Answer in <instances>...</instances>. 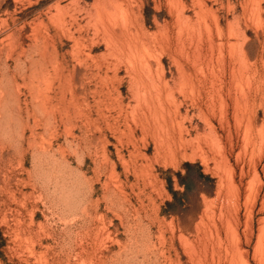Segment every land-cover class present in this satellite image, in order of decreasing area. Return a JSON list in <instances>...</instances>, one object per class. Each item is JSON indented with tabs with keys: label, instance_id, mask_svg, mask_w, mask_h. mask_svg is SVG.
<instances>
[{
	"label": "rangeland",
	"instance_id": "obj_1",
	"mask_svg": "<svg viewBox=\"0 0 264 264\" xmlns=\"http://www.w3.org/2000/svg\"><path fill=\"white\" fill-rule=\"evenodd\" d=\"M111 1L0 0V79L13 85L12 98L0 107V264H88L82 258L98 247V239H102L98 264H196L200 252L204 264H235L240 259L246 264H264V244L259 243V236L264 235V0H120L134 13L135 19L131 17L129 22L140 24L128 22L132 36L138 38L136 42L132 37L131 42L147 44L146 53L151 55L144 51L143 59L148 56V62L156 66H151L156 69L153 72L158 71L170 83L180 77L182 68L203 79L194 91L182 89L180 94L176 90L175 97L181 100L176 99L178 106L163 97L173 107L166 105V111L175 116L170 128L178 137L176 144L165 148L166 153L151 137L156 126L141 125L147 111L145 106V111L141 108L144 104L136 110L143 112L139 115L133 109L137 96L133 100L129 85L136 71L132 63L139 61L136 66L140 69L142 58L136 56L135 61L130 56L128 50L135 45H129L127 38L123 40L128 42L119 40L113 46L102 31L99 16L104 12L100 11ZM180 37L183 51L178 49ZM194 40H199L204 71L198 70L187 53ZM237 40L245 44L251 58L249 110H243L249 111L247 117L240 114V107L239 114L233 115L235 90L231 96L227 92L233 77L230 65L237 60V55L229 53L230 44ZM120 41L125 42L124 48ZM42 42L45 48L49 44L46 50ZM44 50L51 54L45 60L39 52ZM54 61L62 71L53 82L57 94L51 92L58 104L55 124L37 109L35 90L30 86L41 81L42 68L53 74ZM69 69L72 74H65ZM113 72L122 82L110 78ZM113 87L119 90L109 92ZM222 94L229 97L228 110L233 111L226 115L219 110ZM178 109L182 117L175 114ZM201 110L215 118L212 122L220 134L232 135L235 145L231 154L227 152L228 161L211 143L210 127ZM126 114L137 115L141 121ZM239 115L241 121L236 119ZM249 115L252 137L245 143L242 137ZM126 126L133 130L130 137ZM178 135L185 139L181 142ZM103 152L108 159L101 156ZM112 167L115 174L110 178ZM107 186L110 192H106ZM116 187L123 196L118 201L112 193ZM97 229H101L100 237H96ZM191 246L199 250L198 255L189 254Z\"/></svg>",
	"mask_w": 264,
	"mask_h": 264
},
{
	"label": "bare ground",
	"instance_id": "obj_2",
	"mask_svg": "<svg viewBox=\"0 0 264 264\" xmlns=\"http://www.w3.org/2000/svg\"><path fill=\"white\" fill-rule=\"evenodd\" d=\"M111 1V0H110ZM178 4V3H177ZM181 5H179V6H184V5H182V3H180ZM105 5H103L102 7H104ZM128 6V5H127ZM127 6H124V4L123 3H121V1L120 0H113V1H111V3L109 2L108 3V5H106L105 6V8H103V10H101L100 12H104V14H100V16H99V22L101 23V27L102 28H104V30L102 29V31H104V35H105V38L111 43V44H113V46H114V44L115 45H117V43H118V41L119 40H121V41H125V40H123L124 38H127L128 40H129V45H131V46H133V45H135V44H133L132 45V42H131V40H133V39H131L133 36H134V34H133V36H132V33L133 32H131V30H133V29H129L128 27H129V25H128V22H129V20H130V18L131 17H133L132 15L134 14V13H132V11H130V9H129V7L130 6H128V8H127ZM102 7H100L99 9H98V11L102 8ZM204 7H205V5H204ZM203 8V7H202ZM204 9V8H203ZM203 9H201V10H203ZM206 9V8H205ZM134 10V9H133ZM135 11V10H134ZM99 15V14H98ZM140 17V16H139ZM138 17V18H139ZM215 17V16H214ZM134 19H135V17H133ZM133 18H131L132 20H133ZM204 18V17H203ZM57 19V18H56ZM204 19H206V18H204ZM60 21V20H59ZM205 21V20H204ZM98 22V23H99ZM136 21H131V22H129L130 24L131 23H133V25H135L136 23H135ZM143 22V21H142ZM58 23H60V22H58ZM57 23V24H58ZM135 23V24H134ZM202 23V22H201ZM216 24H217V22H216ZM215 24V25H216ZM99 25V24H98ZM138 25H140L139 24V22L137 23V26ZM218 25V24H217ZM136 26V25H135ZM141 26H142V24H141ZM194 26V25H193ZM208 26V25H207ZM219 26V25H218ZM130 27H131V25H130ZM143 27V26H142ZM210 27V26H209ZM209 27H208V30H209ZM217 27V26H216ZM36 28V27H35ZM119 28V29H118ZM139 28V27H138ZM189 28V27H188ZM188 28H185V29H188ZM191 28V27H190ZM189 28V29H190ZM193 28V27H192ZM211 28V27H210ZM218 28V27H217ZM219 28H221V27H219ZM218 28V29H219ZM212 29V28H211ZM239 29V28H238ZM237 29V31H239ZM118 30V31H117ZM142 30V29H141ZM144 30V29H143ZM212 31V30H211ZM135 32V31H134ZM180 32V31H179ZM201 32V31H200ZM183 33V32H182ZM186 33H187V31H186ZM237 33V32H236ZM136 34V33H135ZM199 34H201V33H199ZM238 34V33H237ZM243 34H244V32H243ZM208 35H209V33H208ZM239 35H240V33H239ZM242 35V34H241ZM202 36V35H201ZM213 36V35H212ZM197 37V36H196ZM200 37V36H199ZM215 36H213V38H214ZM238 37V36H237ZM237 37L235 38V39H237ZM244 37V36H243ZM134 38V40H136V38L135 37H133ZM176 38H178V37H176ZM198 38V37H197ZM240 38V37H239ZM239 38H238V40H239ZM207 39H208V37H207ZM242 39V38H241ZM137 40H138V38H137ZM137 40H136V42H137ZM192 40V39H191ZM201 40V39H200ZM211 40V39H210ZM228 40V39H227ZM235 41V42H231V46H230V50H229V53L231 54V55H237L236 57H237V60L236 61H234V62H232L231 63V65H230V67H231V73L233 74V77H232V80L231 81H229L228 83L230 84V86H229V88L227 89V90H229V91H227L229 94H230V96L232 95V90H235L234 92H235V95H234V97L231 99V97H230V99H231V101L233 100V102L232 103H234V106H235V111H234V113L235 114H233V115H238V114H236V112H238L237 110L239 109V107L240 108H242V111L244 110V109H247V110H249L248 108H247V106H249L248 105V101H249V97H248V92H250V91H248L247 92V90H250V79L251 78H249V76H250V74H249V70H250V66H249V59H251V58H249V55H248V53L246 52V50H245V48H244V46H245V44L243 45V43H241V42H239V41ZM243 40H245V39H243ZM242 40V41H243ZM48 41V40H47ZM120 41V42H121ZM127 41V40H126ZM189 41V40H188ZM195 42H194V46L192 47V49H191V51H189V50H187L188 52L187 53H189V55L190 56H192V58H193V60H194V64L198 67V70L199 69H201L202 70V68H203V66H204V64H205V60H204V56H203V58H201L202 57V53H201V49H200V44H199V40H194ZM128 42V41H127ZM134 43H135V41H133ZM190 42V41H189ZM211 42V41H210ZM122 43H125V42H121L120 44H122ZM142 43V42H141ZM138 44V45H141V46H137V45H135L134 47H132V50H130V48H129V52L131 51V55L130 56H132V57H135L134 58V60L136 59V58H139V57H136V56H140V58H142L141 60H140V66H141V68L140 69H138L137 68V66H136V63L138 64V62L136 61V63H132L133 64V66L136 68V71H134V69L132 70L131 68V70L132 71H134L133 73L132 72H130L129 71V74H131V80H130V83L131 84H129V85H131L130 86V88H131V94L132 95H134V99L133 100H135V96H137V103H136V101H134L135 102V106H134V110H135V112L137 113V109L142 105V104H144L143 105V107L141 106V108L143 109L144 108V106H145V108H146V112H142L143 113V120H144V124H142L141 123V125L143 126V125H145V124H148V125H146V126H148V128L150 129V127L149 126H151V127H154V126H156V128H154V130H156V132L155 133H153V134H151V135H154V136H151V137H153V138H155V140L157 141V142H159L158 144H157V146L159 147V144H161V146H162V148H164V152H165V148L167 147V148H169V147H171L172 145H173V143H175L176 141H177V139H178V137L176 136L177 134H174L173 132H172V130H171V128L170 127H172L171 126V123H172V120H174V118L173 117H175V116H173V115H170L171 113H169V112H171V111H166L167 109V107H166V105L168 104H166V102L167 101H164L165 99H163V97H165L166 98V100H168V102H170L169 104H172V102L176 105V106H178V102H176V99H178V96H177V98L175 97V92H176V90H177V93H178V91H179V93L181 94V90L183 89V91L186 89H190L191 91H194V90H196V88H197V86H198V88H199V85L201 84L200 83V81L202 80L203 81V79H201V77L200 78H197V77H199V75L198 76H196V77H194L193 76V74L192 73H190V71L188 72H186L185 70H184V68H182V66L184 65V64H182V66H178V68H182L181 70H178V71H181V74H180V72H179V74H180V77L178 78V79H176V80H174L173 81V83H170L171 82V80H170V82L166 79V78H164L163 77V75L161 76L160 74H158L156 71H154V72H156L158 75H156V73L154 74V72H153V70H152V68L154 67H156V66H153V65H151L152 63H150V62H148V56H150V55H148L147 53H146V48H148V46L147 47H145L144 45H147V44H145V43H143V44ZM180 43V44H179ZM200 43H201V41H200ZM227 43V42H226ZM109 44V43H108ZM128 43H126V45H127ZM178 44H179V48L178 49H181V51H183L185 48V46H184V43H183V39H181V37L179 38V42H178ZM192 44V43H191ZM209 44V43H208ZM126 45H124V46H126ZM204 45V44H203ZM212 45V44H211ZM210 45V46H211ZM216 45V44H215ZM40 46H41V44H40ZM39 46V48H41L42 46H43V49H45L46 50V48H47V46H49V44H46V48H45V46L43 45V42H42V46L40 47ZM221 46V45H220ZM38 47V46H37ZM119 47V46H118ZM122 47H123V44H122ZM129 47V46H128ZM127 47V48H128ZM141 47V48H140ZM178 47V46H177ZM204 47V46H203ZM213 47V46H212ZM227 47V46H226ZM228 47H229V45H228ZM111 48V47H110ZM115 48V47H114ZM117 48V47H116ZM115 48V49H116ZM124 48V47H123ZM219 48V47H218ZM223 48V47H222ZM114 49V50H115ZM118 49V48H117ZM116 49V50H117ZM146 49V50H145ZM150 49H151V47H150ZM209 49V48H208ZM38 50V49H37ZM40 50V49H39ZM45 50H44V52H45ZM124 50V49H123ZM210 50H212V48L210 49ZM220 50V49H219ZM219 50H218V52H219ZM222 50V49H221ZM228 50V49H227ZM119 51V50H118ZM120 51H122V50H120ZM128 51H125V53H126V55H127V52ZM144 51H145V53H146V55H148L147 56V58H144V59H147V60H144L143 59V57H145L144 56ZM153 51V50H152ZM156 51V50H155ZM178 51V50H177ZM39 52H41V54L40 53H38V54H40V55H42L43 56V58H44V56H47L48 58H49V54L48 55H46V52L44 53L43 51H39ZM123 52V51H122ZM217 52V53H218ZM221 52V51H220ZM182 53H184V52H182ZM206 53H208V52H206ZM205 53V54H206ZM212 53V52H211ZM45 54V55H44ZM121 54V53H120ZM221 54L222 55H224V53H222L221 52ZM220 54V55H221ZM122 55V54H121ZM153 55V54H152ZM208 55V54H207ZM211 55V54H210ZM227 55V54H226ZM38 56V55H37ZM50 56H51V54H50ZM178 56V55H177ZM212 56V55H211ZM219 56V55H218ZM55 57V56H54ZM53 57V58H54ZM127 57H129V54L127 55ZM126 57V58H127ZM132 57H130V58H132ZM209 57V56H208ZM207 57V58H208ZM227 57V56H226ZM41 58V57H40ZM46 58V57H45ZM45 58H44V60H45ZM129 58V59H130ZM176 58V57H175ZM182 58V57H181ZM217 58V57H216ZM223 58V57H222ZM233 58H234V56H233ZM128 59V58H127ZM174 59V58H173ZM231 59V58H230ZM235 59V58H234ZM39 60V59H38ZM37 60V61H38ZM47 60V59H46ZM134 60H132V61H134ZM139 60V59H138ZM210 60V59H209ZM42 61H43V59H42ZM130 61V60H129ZM134 61V62H135ZM150 61V60H149ZM160 61V60H159ZM175 61V60H174ZM207 61V60H206ZM213 61V60H212ZM216 61H217V59H216ZM41 62V61H40ZM55 62V65L53 66V74L51 73V71L48 69V70H45L44 68H42V71L40 72V74H43L41 77V81H40V79L38 80V81H40L39 83H38V85L36 84H34V85H30L34 90H35V94L33 95V98H34V100L37 102V109H39L40 111H41V113L44 115L43 117H44V119H45V117H47V121H50L51 119L53 120H51V122H54V124H55V119H56V111H55V109H57L58 107V104L57 103H55L54 102V98L56 97H53V95L51 94V92H55V94H57V92L55 91L56 89H58L57 88V86H55V81L57 80V78L59 79V77H58V75H59V73H61V72H59V68L60 67H58V62L57 61H54ZM192 62V61H191ZM220 62V61H219ZM230 62V61H229ZM177 63V62H176ZM209 63V61L206 63V64H208ZM218 63V62H217ZM43 64L45 65V63L43 62ZM178 64H180L179 62H178ZM215 64V63H214ZM250 64H251V62H250ZM221 65V64H220ZM252 65V64H251ZM43 66V65H42ZM61 66V65H60ZM151 66H153L152 68H151ZM185 66V65H184ZM183 66V67H184ZM191 66V65H190ZM189 66V67H190ZM201 66V67H200ZM46 67H47V65H46ZM188 67V66H187ZM193 67V66H192ZM225 67V66H224ZM34 68V67H33ZM48 68V67H47ZM63 68V67H62ZM73 68H75V67H73ZM153 68V69H154ZM186 68V67H185ZM210 68V67H209ZM197 68H195V70H196ZM213 69V68H212ZM116 70V69H115ZM154 70H156V69H154ZM194 70V71H195ZM35 71V70H34ZM68 72L66 73L65 72V74H68V73H70L71 72V74H72V69L70 70H67ZM74 71H75V69H74ZM114 71V70H113ZM202 71H204V70H202ZM212 70H210V72H211ZM214 71V70H213ZM197 72H199V71H197ZM215 72V71H214ZM221 72H222V70H221ZM220 71H219V73H221ZM36 73V72H35ZM84 73V72H83ZM114 74H113V76H111L110 78H113L114 80L115 79H117V81L119 80V81H121L122 80V78H120L119 76H118V73H115V72H113ZM159 73H162V72H159ZM203 73V72H202ZM205 73V72H204ZM208 73H209V70H208ZM255 73V72H254ZM253 73V74H254ZM71 74H69V75H71ZM103 74V73H102ZM128 74V75H129ZM163 74V73H162ZM217 74V73H216ZM229 74H230V72H229ZM103 75H105V74H103ZM103 75H101V76H103ZM108 75V74H107ZM107 75H106V78H107ZM195 75H197V74H195ZM215 75V74H214ZM221 75V74H220ZM225 75V74H224ZM73 76V75H72ZM110 76V75H109ZM130 76V75H129ZM100 77V76H99ZM217 77H219L218 76V74H217ZM230 77V76H229ZM251 77V76H250ZM71 78V77H70ZM106 78H104V77H102V79L103 80H105ZM212 78V77H211ZM224 78V77H223ZM36 79V78H35ZM35 79H34V81H35ZM32 80V79H31ZM55 80V81H54ZM102 80V81H103ZM222 80V79H221ZM4 81L5 80H3L2 78L0 79V107H3V104H5V103H7L8 102V100L10 99V98H12V86H10L9 85V83H4ZM38 81H36V82H38ZM201 81V82H202ZM6 82V81H5ZM54 82V83H53ZM122 82V81H121ZM212 82V81H211ZM210 82V83H211ZM108 82L106 81V84H107ZM213 83V82H212ZM211 83V84H212ZM121 84V83H120ZM199 84V85H198ZM205 84V83H204ZM215 84V83H214ZM217 84H218V82H217ZM226 84V83H225ZM17 85V84H16ZM116 85V84H115ZM119 85V84H118ZM216 85V84H215ZM228 85V84H227ZM18 86V85H17ZM61 86V85H60ZM75 86V85H74ZM110 86V85H109ZM224 86V85H223ZM71 87H73V86H71ZM77 87V86H76ZM216 87H217V85H216ZM221 87V86H220ZM19 88V87H18ZM107 89H108V85H107V87H106ZM117 88H118V86H117ZM180 88V89H179ZM74 89V88H73ZM105 89V88H104ZM219 89V88H218ZM18 90V89H17ZM32 90V89H31ZM118 91L119 89H116L115 87H113V88H109V92L110 91ZM186 90H185V92H186ZM200 90H201V88H200ZM200 90H198V93L200 92ZM211 90V89H210ZM226 90V89H225ZM207 91H209V90H207ZM219 91V90H218ZM224 91V90H223ZM15 92V91H14ZM74 92H75V90H74ZM184 92V93H185ZM233 92V93H234ZM33 93V92H32ZM183 93V92H182ZM188 93V92H187ZM190 93V92H189ZM195 93H196V91H195ZM194 93V94H195ZM198 93H196L195 94V96L197 95L198 96ZM209 93V92H208ZM186 94V93H185ZM184 94V95H185ZM214 94V93H213ZM226 94V93H225ZM225 94H224V96H223V94L222 95H219L220 97H219V102H220V108H219V110L221 111V113L220 114H227V112L229 111L228 110V108H229V106L231 105L230 104V102L228 101L229 99V97L226 99L225 97ZM250 94V93H249ZM74 95V94H73ZM191 95H193V94H191ZM199 95H200V93H199ZM196 96V97H197ZM208 96H210V95H208ZM212 96V95H211ZM58 97V96H57ZM133 97V96H132ZM212 98V97H211ZM217 98V97H216ZM56 99V98H55ZM198 99V98H197ZM201 99V98H200ZM207 99V98H206ZM114 100V99H113ZM178 100H180V99H178ZM192 100H193V102H194V99L192 98ZM217 100V99H216ZM217 100V101H218ZM112 101V100H111ZM181 101V100H180ZM203 101V100H202ZM212 101V100H211ZM113 102H115V101H113ZM195 102H196V100H195ZM204 102V101H203ZM30 103V102H29ZM122 103V102H121ZM197 103H198V101H197ZM211 104V103H210ZM252 104V103H251ZM36 105V104H35ZM114 105V104H113ZM123 105V104H122ZM121 105V106H122ZM182 105V104H181ZM203 105V104H202ZM202 105H201V107H202ZM209 104L207 103V106H208ZM213 105H215L214 103H213ZM116 106V105H115ZM133 106V105H132ZM167 106H170V107H168V108H171L172 106L171 105H167ZM206 106V107H207ZM57 107V108H56ZM79 107V106H78ZM209 107V106H208ZM125 108V107H124ZM131 108V110H133ZM141 108H139V110H141ZM178 108V107H177ZM213 108V107H212ZM211 108V109H212ZM60 109V108H59ZM58 109V110H59ZM129 109V108H128ZM128 109H126V110H128ZM172 109H173V107H172ZM215 109V108H214ZM14 110V109H13ZM102 110V109H101ZM122 110V109H121ZM125 110V109H124ZM133 110V111H134ZM170 110V109H169ZM176 110V109H175ZM200 110V109H199ZM198 110V111H199ZM209 110V109H208ZM241 110V109H240ZM246 110V111H247ZM132 111V112H133ZM143 111H145V109H143ZM172 111H174V110H172ZM177 111V110H176ZM187 111V110H186ZM212 111H213V109H212ZM219 111V112H220ZM232 111V110H231ZM231 111H229V112H231ZM245 111V112H246ZM141 112H139V113H141ZM168 112V113H167ZM175 112V111H174ZM200 112H203L202 110L200 111ZM233 112V111H232ZM244 111L243 112H241L240 111V114H245V116L247 117V114L249 113V111H247V113H245ZM57 113H59V112H57ZM119 113V112H118ZM122 113V112H121ZM134 113V112H133ZM135 113V114H136ZM139 113H137V115H139ZM177 113H179V109H178V112H176L175 114H177ZM187 113V112H186ZM128 114V113H127ZM126 114V115H127ZM134 114V115H135ZM151 114V115H150ZM172 114H174V113H172ZM174 114V115H175ZM180 114V113H179ZM219 114V115H220ZM243 114V115H244ZM119 115V114H118ZM133 114H130V115H127L128 116V118H130V119H132V118H134L133 116H132ZM137 115L135 116V118L134 119H136V117H137ZM141 115V114H140ZM182 114H180V116H181ZM188 115V114H187ZM197 115V114H196ZM218 115V114H217ZM221 115V116H222ZM229 115V114H228ZM242 115V116H243ZM142 116H139V117H142ZM150 116L152 117V119H150ZM173 116V117H172ZM201 116H203L202 118H204L205 117V119H204V121L206 120L207 121V123H205V124H208L209 125V127H210V129H209V132L207 133V135L209 136V137H211L210 139L212 140V142H211V140H210V142L211 143H214V144H216V146H218L219 148V151H221V155L225 158V161H228L229 160V157L227 156V152L228 153H232L234 150H233V148H234V145H233V142H232V139H230V137H232V135L230 136V135H223V134H220L219 132H218V130H217V128H216V126L213 124V122H212V117L208 114V113H205V112H203L202 114H201ZM215 116V115H214ZM171 119H169V118ZM182 117V116H181ZM181 117H179L180 119H181ZM192 117V116H191ZM198 117H200V115L198 116ZM223 117V116H222ZM238 117H240V115L239 116H237V118L236 119H238ZM244 117V116H243ZM245 117V118H246ZM249 118H247V122H246V126H245V131H244V136L242 137L243 138V140L245 141V143H247L249 140H250V138L252 137V136H250V129H251V125H252V123H251V118H250V115L248 116ZM127 118V117H126ZM176 118H177V116H176ZM175 118V119H176ZM184 118V117H183ZM187 118V117H186ZM201 118V119H202ZM214 118V117H213ZM43 119V120H44ZM129 119V120H130ZM180 119H178V120H180ZM215 119V118H214ZM223 119H224V117H223ZM223 119H221V120H223ZM254 119V118H253ZM46 120V119H45ZM128 120V121H129ZM137 120V119H136ZM136 120H134V121H136ZM139 120V119H138ZM137 120V121H138ZM142 120V121H143ZM151 120L153 121V122H151ZM178 120L176 119V121L178 122ZM220 120V121H221ZM242 119H241V117H240V120L239 121H241ZM243 120H244V118H243ZM59 121V120H58ZM131 121V120H130ZM139 121H141V118H140V120ZM175 121V120H174ZM181 121H182V119H181ZM203 121V122H204ZM236 122H237V120H235ZM234 121V122H235ZM42 122V121H41ZM44 122V121H43ZM126 122H127V119H126ZM183 122H184V120H183ZM37 123V122H36ZM47 123V122H46ZM128 123V122H127ZM135 124H137L136 122H134ZM133 123V124H134ZM139 123V122H138ZM154 124V126H152L153 124ZM182 123V122H181ZM180 123V121H179V124H181ZM192 123V122H191ZM38 124V123H37ZM140 124V123H139ZM176 124V123H175ZM47 125V124H46ZM138 125V124H137ZM140 125V127H142ZM174 125V124H173ZM184 125V124H183ZM186 125V124H185ZM128 126L130 127V125L128 124ZM128 126H126V127H128ZM219 126H221V125H219ZM47 128H48V126H46ZM128 127V128H129ZM135 127V126H134ZM133 127V128H134ZM144 127V126H143ZM175 127H177V126H175ZM175 127H173V128H175ZM223 127V126H222ZM107 128V127H106ZM138 128V127H137ZM147 128V127H146ZM147 128V129H148ZM172 128V129H173ZM178 128L179 127H177V130H178ZM195 128V127H194ZM109 129V128H108ZM239 129V128H238ZM101 130V129H100ZM128 130H130L129 132H130V134H129V137H130V135L133 133H131V128H129ZM153 130V129H152ZM153 130V131H154ZM186 130V129H185ZM189 130V129H188ZM187 130V131H188ZM229 130V129H228ZM231 130V129H230ZM254 130V129H253ZM97 131V130H96ZM103 131V130H102ZM120 131V130H119ZM133 131V130H132ZM135 131V130H134ZM141 131V130H140ZM173 131H176L175 129L173 130ZM186 131V132H187ZM224 131V130H223ZM142 132H144V131H142ZM151 132V131H150ZM178 133H179V131H177ZM199 132V131H198ZM234 132H236V130L234 131ZM243 132V131H242ZM263 132V131H262ZM261 132V133H262ZM122 133V132H121ZM145 133V132H144ZM197 133V132H196ZM204 133V132H203ZM202 132H201V134L200 135H202L203 134ZM145 134H147V133H145ZM149 134V133H148ZM190 134V133H189ZM206 134V133H205ZM240 134V133H239ZM243 134V133H242ZM87 135V134H86ZM99 135V134H98ZM143 134H141L140 136H142ZM183 135V134H182ZM179 136V140H181V142H182V140L183 139H185L183 136ZM198 135V134H197ZM263 135V134H262ZM261 135V136H262ZM132 136H134V135H132ZM147 136V135H146ZM205 136V135H204ZM207 136V137H208ZM237 136H239V135H237ZM94 137V136H93ZM118 138V137H117ZM135 138V137H134ZM140 138V137H139ZM141 138H143V137H141ZM198 138H199V135L196 137V140L197 141H199L198 140ZM203 138V137H202ZM259 138V137H258ZM261 138V137H260ZM95 139V138H94ZM97 140L99 139V138H96ZM95 139V140H96ZM132 139H133V137H132ZM148 139V138H147ZM188 139V138H187ZM205 139H206V136H205ZM239 139H240V137H239ZM77 140V139H76ZM133 140H135V139H133ZM189 140V139H188ZM195 140V139H194ZM252 140V139H251ZM262 140V139H261ZM118 141H120V140H118ZM140 141V140H139ZM142 141V140H141ZM155 141V142H156ZM185 141V140H184ZM196 141V142H197ZM204 141V140H203ZM234 141V140H233ZM260 141V140H259ZM263 141H264V138H263ZM262 141V142H263ZM107 142V141H106ZM138 142V141H137ZM137 142H135V143H137ZM156 142V143H157ZM236 142V141H235ZM255 142V141H254ZM95 143V142H94ZM121 143V142H120ZM134 143V144H135ZM155 143V144H156ZM180 143V142H179ZM199 143V142H198ZM244 143V144H245ZM252 143V142H251ZM261 143V142H260ZM99 144H101L100 142H99ZM134 144H133V146H134ZM149 144V143H148ZM176 144V143H175ZM94 145V144H93ZM92 145V146H93ZM98 145V144H97ZM179 145V144H178ZM188 145V144H187ZM249 145V144H248ZM264 145V144H263ZM160 146V147H161ZM240 146V145H239ZM159 147V148H160ZM185 147V146H184ZM245 147V146H244ZM96 148V147H95ZM121 148V147H120ZM136 148V147H135ZM134 148V149H135ZM179 148H180V146H179ZM201 148V147H200ZM217 148V147H216ZM245 148H247V147H245ZM255 148V147H254ZM257 148V147H256ZM106 149V148H105ZM212 149V148H211ZM248 149V148H247ZM96 150V149H95ZM94 150V151H95ZM117 150H118V148H117ZM137 150V149H136ZM155 150V149H154ZM167 150V152L169 151L168 149H166ZM171 150V149H170ZM173 150H175L174 148H173ZM172 150V151H173ZM177 150V149H176ZM233 150V151H232ZM98 150H96V152H97ZM105 151V150H104ZM159 151V150H158ZM172 151H169V152H172ZM196 151V150H195ZM45 152V151H44ZM120 152V151H119ZM156 152H157V149H156ZM155 152V153H156ZM160 152V151H159ZM175 152V151H174ZM194 152V151H193ZM248 152V151H247ZM158 153V152H157ZM166 153V152H165ZM245 153V152H244ZM93 154H95V152L93 153ZM105 153L103 152L102 154H101V156L103 155L104 156V158L106 159L107 158V156L106 155H104ZM172 154V153H171ZM120 155V154H119ZM130 155V154H129ZM165 155V154H164ZM184 155V154H183ZM100 156V155H99ZM139 156V155H138ZM145 156V155H144ZM147 156V155H146ZM156 156V155H155ZM190 156V155H189ZM119 157V156H118ZM124 157V156H123ZM153 157V156H152ZM184 157V156H183ZM96 158H97V156H96ZM122 158V157H121ZM156 158V157H155ZM104 159V160H105ZM108 159V158H107ZM154 159V158H153ZM173 159V158H172ZM223 159V158H222ZM124 160V159H123ZM132 160V159H131ZM156 160V159H155ZM103 161V160H102ZM224 161V162H225ZM101 162V161H100ZM104 162V161H103ZM105 162H106V160H105ZM108 162V161H107ZM125 163V162H124ZM107 164V163H106ZM130 164V163H129ZM226 164V166H225V168L226 169H228V170H232V167H231V165L230 164H227V163H225ZM224 164V165H225ZM112 165V164H111ZM135 165V164H134ZM142 167H144V166H142ZM231 167V168H230ZM107 168V167H106ZM105 168V171L106 170H108V169H106ZM138 168H139V166H138ZM100 169V168H99ZM110 169V168H109ZM132 169V168H131ZM140 169H141V167H140ZM149 170V169H148ZM241 170H242V166H241ZM104 171V172H105ZM114 169H113V167L110 169V178L111 177H113V175L115 174L114 173ZM227 171V170H226ZM243 171H244V169H243ZM126 172V171H125ZM149 172V171H148ZM107 173V172H106ZM225 173V172H224ZM148 175V174H147ZM154 177V176H153ZM109 178V179H110ZM137 178V177H136ZM150 178V177H149ZM147 179V178H146ZM112 180V179H111ZM94 181V180H93ZM107 181V180H106ZM106 181H104V182H106ZM229 181H231V180H229ZM115 182V181H114ZM232 182H233V180H232ZM106 183H108V182H106ZM112 183V182H111ZM150 183H151V181H150ZM150 183H149V185H150ZM105 184V183H104ZM237 184V183H236ZM241 184V183H240ZM106 185V184H105ZM152 185H153V183H152ZM137 186V185H136ZM121 187V186H120ZM238 187V186H237ZM237 187H235L234 189H236ZM122 188V187H121ZM125 188V187H124ZM118 189H119V191H118ZM117 189V187H116V190H114L113 189V191H112V193H115L117 196H113V199L116 201H118L119 200V198L120 197H123V196H119V194H118V192H120V188H118ZM232 190H233V188H232ZM109 191V186H107V191L106 192H108ZM110 192V191H109ZM124 193V192H123ZM111 195V194H110ZM124 199V198H123ZM96 200V199H95ZM95 200H93L94 201V204H96V203H99L98 202V200L97 201H95ZM114 200H113V202H114ZM121 200V199H120ZM110 202V201H109ZM119 203V202H118ZM120 203H122V201H120ZM115 204V203H114ZM96 205H98V204H96ZM116 208V207H115ZM228 211V210H227ZM118 212V211H117ZM99 213V212H98ZM98 218H100V217H98ZM230 219V218H229ZM228 221V220H227ZM93 224V223H92ZM94 227V226H93ZM229 227V226H228ZM234 227V226H233ZM235 228V227H234ZM95 229H96V226H95ZM91 230V229H90ZM98 230V229H97ZM96 230V231H97ZM103 230V229H102ZM233 230V229H232ZM100 231H101V229H99L98 231H97V234H98V236H96V237H100ZM85 232H87V231H85ZM84 232V233H85ZM93 232H95V231H93ZM230 232V231H229ZM262 233V232H261ZM96 234V233H95ZM96 234V235H97ZM109 234V233H108ZM233 234H234V231H233ZM264 234V233H263ZM182 235V234H181ZM180 235V236H181ZM108 236V235H107ZM106 236V237H107ZM183 236V235H182ZM181 236V237H182ZM262 236L264 237V235H261V236H259V238L261 237L262 238ZM86 237V236H85ZM102 237H104V236H102ZM188 238V237H187ZM261 238H260V240H259V243H261V245H263L264 243V241H263V239L261 240ZM98 239V238H97ZM97 239H96V241H97ZM103 239H105V238H103ZM180 240L181 239H183V238H179ZM206 239H207V237H206ZM92 240V239H91ZM93 240H94V238H93ZM232 240V239H231ZM95 241V240H94ZM183 241H185V239L184 240H182V242ZM263 241V242H262ZM81 242V241H80ZM188 241L186 240V243H187ZM93 243V242H92ZM97 243V245L96 246H98V247H94L93 249H92V252L91 253H89V255L90 256H88V257H84V258H82V261L84 262L86 259H88V264H95L98 260H100V258L101 257H98V253H100V254H102L100 251L98 252V250L101 248L99 245H101L102 244V239H98V241L96 242ZM95 243V244H96ZM258 243V244H259ZM88 244V243H87ZM131 244V243H130ZM182 244V243H181ZM183 244H185V243H183ZM197 244V243H196ZM235 244V243H234ZM93 245V244H92ZM103 245H104V243H103ZM203 245V244H202ZM194 246H196V245H194ZM204 246V245H203ZM186 247V246H185ZM188 247V246H187ZM200 247V246H199ZM198 247V248H199ZM82 248H84L83 246H82ZM126 248V247H125ZM208 248V247H207ZM128 249V248H127ZM175 249V248H174ZM190 249V247L187 249V250H189ZM206 249V248H205ZM168 250H170V249H168ZM87 251V250H86ZM138 251V250H137ZM197 251H199V250H197L195 247H192L191 246V251L189 252V251H186V252H189V254L190 253H192L194 256H196V255H198L199 256V258H197L196 260H197V263L196 264H204L203 263V259H201V257H202V255H201V252L200 253H198L197 254ZM206 251V250H205ZM81 252H83V251H81ZM164 252V251H163ZM185 252V251H184ZM207 252V251H206ZM84 254V253H83ZM82 254V255H83ZM87 254V253H86ZM83 255V256H87V255ZM203 254H205V252L203 251ZM207 254V253H206ZM205 254V255H206ZM236 254H238V253H236ZM177 255V254H176ZM208 255V254H207ZM100 256V255H99ZM105 256V255H104ZM206 257V256H205ZM170 258V257H169ZM178 258H179V255H178ZM192 258H195V257H193L192 256ZM98 259V260H97ZM113 259V258H112ZM170 259H172V258H170ZM169 259V260H170ZM95 260V261H94ZM97 260V261H96ZM104 260V259H103ZM174 260V259H173ZM234 260V259H233ZM178 261H180V260H178ZM232 261V260H231ZM101 262V261H100ZM104 262V261H103ZM172 263H173V261H171ZM246 262L247 261H244L243 259H240V261L239 260H235L234 261V263L235 264H246ZM249 262V261H248ZM99 262H97L96 264H98ZM105 263V262H104ZM193 263V262H192ZM233 263V262H232ZM231 263V264H232ZM101 264V263H100ZM106 264V263H105Z\"/></svg>",
	"mask_w": 264,
	"mask_h": 264
}]
</instances>
